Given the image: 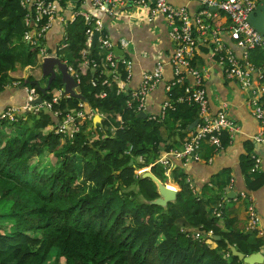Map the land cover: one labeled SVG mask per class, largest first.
<instances>
[{"label":"trees","instance_id":"16d2710c","mask_svg":"<svg viewBox=\"0 0 264 264\" xmlns=\"http://www.w3.org/2000/svg\"><path fill=\"white\" fill-rule=\"evenodd\" d=\"M27 13L35 15L28 0H0V93L16 81L11 74L17 72L20 53L26 57L23 67L37 64L36 53L22 41ZM220 16L227 19L224 13ZM89 27L82 17L67 24L66 47L57 56L78 76L88 104L81 102L84 110L100 114L101 126L87 120L73 140L52 130L43 133L66 114L81 111L74 98L60 100L48 113L26 112L20 106L13 121L0 120V264H60L61 259L64 264H243L232 256L231 247L245 256H264V238L242 232L226 212L230 180L195 195L181 166L171 171L174 184H168L162 168L154 165L161 152L188 140V127L197 119L195 106L179 102L184 88L166 94L170 105L163 115L138 118L136 104H127L131 92L125 89L124 59L116 58L114 68L105 67L100 43L87 49ZM248 62L262 72L264 51L251 50ZM23 71L20 82H31L28 69ZM61 87L58 75L43 100L51 102L52 91ZM53 111L60 117L54 119ZM220 139L225 148L228 135ZM204 151L210 154L212 149ZM49 154L56 157L55 167L44 162ZM148 167L177 189L176 200L166 207L148 203L158 197L155 184L138 174ZM253 167L252 156L242 159L246 193L264 186V174L252 172ZM220 202L216 217L213 209ZM215 236L220 239L213 240Z\"/></svg>","mask_w":264,"mask_h":264},{"label":"built area","instance_id":"2783aa9c","mask_svg":"<svg viewBox=\"0 0 264 264\" xmlns=\"http://www.w3.org/2000/svg\"><path fill=\"white\" fill-rule=\"evenodd\" d=\"M80 5L86 6V10L76 11L73 13V19L65 24L73 22L76 18L82 17L85 24L90 27L86 30L87 37V49L91 47L92 37L95 32L99 33L98 43H100V50L105 52L104 66L114 68L117 64L116 58L113 55V47L115 45L109 40L108 36L103 35L104 24L103 18L105 16H114L113 9L122 4L120 0H79ZM199 4L198 11L191 15L185 7H175L172 5L171 0H140L138 5L147 7L150 10L149 16L151 18L162 17L168 29L169 40L174 45V52L171 57V64L173 66L174 79L170 83V86L184 88L183 97L179 99V102L185 101L189 105H193L197 108L198 123L193 131L188 135V140L182 144L179 148H173L169 151L161 152L159 158L155 161L154 165L161 167L163 174L171 182V171L178 165L175 162H179L180 166H185L188 160L200 161L201 153L206 148H211L213 151H219L223 149L221 144V134L226 133L229 137L231 133L236 130L235 125L229 118L227 112V104H221L216 113H212L209 108V98L204 85L202 75L198 73L195 68L191 67V59L193 55H196L198 36L212 30L214 41L217 45L216 51L223 52L220 55L219 61L224 65V73L227 79L235 80L242 83L243 87L249 86V80L252 75H255L262 83L264 81V65L263 71L259 72L253 65L248 62V58L245 62L240 61L230 49H225V44L218 36V32L212 29L211 21L216 18L215 12L220 16V12L224 13L229 20L230 24V38L236 45L247 53L253 49L260 48L264 51V34L257 32L248 22L249 15L256 9L259 2L263 0H191ZM31 8H34V17L32 18L30 13H27L24 22L26 27H31V30L24 34V41H26L32 48V51L36 53L37 61L41 63L44 58L57 57V51H61L66 47V37L64 28V39L59 44L58 50L55 52H48L44 46L43 41L47 31L50 29L52 20L55 17L56 9L53 2H45L44 0H28ZM58 12V10H57ZM102 14V17L99 16ZM121 49L126 47V43L120 41ZM87 49L83 51V55L86 56ZM249 54V53H248ZM126 67V62L123 61ZM88 65L87 61L84 63ZM67 66V65H66ZM95 66V63L92 64ZM68 72L73 76L76 82H78V76L74 74L70 67ZM181 69H186L193 77V85L188 87L182 84L184 76ZM162 65L157 63L156 68L151 74L144 73L142 76L141 87L136 92L130 93V99L128 100V106L132 103L136 104L137 112H145L147 99L149 93L156 85L161 81L162 77ZM128 73V80H129ZM127 80V82H128ZM28 99L37 98L38 95L30 87H26ZM120 92L121 89H119ZM263 94L258 96V92H255L252 104L254 106L253 114L257 120L264 124V87L260 90ZM258 93V94H257ZM52 101L42 103L29 111L37 112L48 110L52 111V106L58 104L62 99L69 97L63 96L62 87L57 91L52 92ZM80 102V101H79ZM170 104L165 102L162 106L160 115H163L165 109ZM80 112L75 115L66 114L59 120V123L54 128L56 134H62L73 140L74 136L81 131V128L85 121L93 120V117L97 113H88L84 110L83 104L79 103ZM20 114V108L7 107L0 110V120L13 121L14 118ZM55 117H60L58 111H53ZM98 115V114H97ZM150 119L155 120V116H149ZM254 159V167L252 172H257L259 169L260 160L256 157ZM141 161V158L138 159ZM150 170L146 168L139 170L138 174ZM186 184L192 190L195 195H199L195 184L192 180L186 176ZM168 183V182H167ZM170 184V183H168ZM174 184V183H173ZM230 185H233V180H230ZM178 188V186H177ZM177 191V189H175ZM245 194H242L244 198ZM222 202L218 203L213 209V214L216 217L221 215ZM247 226L246 229L249 232H256L258 236L264 237V229L260 226V219L256 213L252 204L247 208ZM211 235V233H209ZM198 237L197 235L195 236ZM208 243H211L208 241ZM261 253V252H260ZM228 256V254L226 255Z\"/></svg>","mask_w":264,"mask_h":264},{"label":"crops","instance_id":"0c3cea01","mask_svg":"<svg viewBox=\"0 0 264 264\" xmlns=\"http://www.w3.org/2000/svg\"><path fill=\"white\" fill-rule=\"evenodd\" d=\"M120 1L122 4L113 9L114 16L103 18L104 34L108 36L113 45L119 48H121L120 41L126 43V47L122 49L130 76L125 86L126 90L138 91L141 87L143 74H151L157 63L162 65L161 81L149 93L145 108L147 117L156 116L161 112L162 106L166 102V94L175 88L170 86L174 79L171 64L174 45L169 40L168 29L162 17L151 18L149 8L137 4L140 0ZM79 2V0H53L56 14L44 39V44L49 52H54L63 41L65 24L73 19V13L86 10V6L80 5ZM171 3L175 7H185L191 15H194L199 9V4L191 0H171ZM215 15L216 18L211 21L212 29L218 32V36L226 46L225 49H230L240 61L245 62L249 52L247 53L231 40L230 24L227 19L219 16L217 12ZM99 16L102 17V14ZM197 38L194 68L204 80L209 98V108L212 113H216L221 104L226 103L229 118L236 130L229 135V144L225 148L219 151L212 150L210 154L203 151L200 161L188 160L187 164L181 167L186 176L195 184L198 194L204 195L207 190L214 188L215 183L233 180V185L228 186L230 188L228 193L233 192L235 195H233V199L226 200L227 214L230 218H235L238 221L242 232L251 233L247 231L246 226L247 208L249 204H252L259 216L260 226L264 229V186L256 192L246 193L241 171L242 159L252 156L260 160L258 172L264 174V128L263 124L254 116L251 107L254 93L258 92V96L263 94L260 90L264 85L255 75L251 76L248 87H243L239 81L227 79L224 65L219 61L223 52L216 51L217 45L212 30L200 34ZM17 44L22 43L19 41ZM115 58L119 57L115 56ZM25 60V53H20V63L16 66L17 72L11 74V77L14 79L23 77L25 71H21L28 67L30 68L29 72L32 73L34 69L32 66L23 67L21 64ZM181 71L184 76L182 84L188 87L192 86L194 80L191 74L186 69H181ZM262 101L264 102L263 99ZM27 102V94L20 86L9 85L0 93V110L10 106L24 107ZM98 115L102 121V116ZM250 148H252L251 152ZM174 164L180 166L179 162ZM242 194H245L246 197L243 198ZM257 237L261 236L257 235ZM209 244L215 247L214 243ZM262 251L264 253V247Z\"/></svg>","mask_w":264,"mask_h":264},{"label":"water","instance_id":"95a60500","mask_svg":"<svg viewBox=\"0 0 264 264\" xmlns=\"http://www.w3.org/2000/svg\"><path fill=\"white\" fill-rule=\"evenodd\" d=\"M248 22L257 32H259L262 35L264 34V0L261 1L257 5L256 9L249 15ZM98 38H99V33L95 32L92 37V43H91L92 48H94L95 45L97 44ZM113 55L121 59L125 58V53L121 48L117 46L113 47ZM41 73L42 76L47 80L46 86L40 87L37 81L29 82L30 85L36 86V88L38 89L41 95L40 97L29 102V105H31L32 107H36L42 103V99L50 90V85L52 81L56 79L58 73L62 84L63 96L77 99L78 101L85 104V106H87L88 108V104L81 94V88L78 86L73 76L68 72V68L66 64L62 63L57 58H44L41 63ZM44 112L48 113V111L46 110ZM137 117L140 119H146L147 115L145 114V112H139L137 114ZM92 123L94 127H96L97 125L101 126V118L99 117V115L97 114L94 115ZM197 123H198V119H196L188 127V131L189 132L193 131ZM132 164L133 162L131 161L129 165ZM141 177L143 179L151 180L155 184L157 189L158 197L154 201L148 202L149 204L157 205L160 207H166L168 203H172L176 200L177 191L170 189L168 187V184L162 183L150 172V170H146L142 172ZM233 195H235V193L233 192L228 193L226 196V200L233 199L234 198ZM219 239L220 238L218 236L213 237V240H219ZM230 251L232 256L237 257L239 261H241L243 264H264V256L260 252L254 253L249 256H245L244 254L236 251L234 247H231Z\"/></svg>","mask_w":264,"mask_h":264},{"label":"clouds","instance_id":"9594fccd","mask_svg":"<svg viewBox=\"0 0 264 264\" xmlns=\"http://www.w3.org/2000/svg\"><path fill=\"white\" fill-rule=\"evenodd\" d=\"M52 2H53V1H52ZM33 9H34V8H33ZM26 15H27V14H26ZM26 15H25V17H26ZM25 17H24V19H25ZM24 25H25V22H24ZM25 28H26L25 33H26L28 30H29V31L31 30V27L28 28V27L25 26ZM25 33H24V34H25ZM23 37H24V35H23ZM22 41H23L25 44H27V46L29 47V50L32 51L31 46H30L26 41H24L23 38H22ZM43 44H44V41H43ZM44 46H45V44H44ZM45 47H46V46H45ZM57 50H58V49L56 48L55 52H56ZM48 52H49V51H48ZM57 53H59V51H57ZM48 58H57V59H59L58 56H57V57H48ZM42 61H43V60H42ZM42 61H41V63H42ZM41 63L37 61V64L33 65L32 67H33L34 69L38 68L39 71H40V75L42 76V73H41ZM34 69H33V70H34ZM29 70H30V68H28V71H29ZM29 74H30V76H32V74H31L30 72H29ZM57 76H58V73H57ZM42 77H43V76H42ZM43 79L46 80V78H44V77H43ZM18 80H19L18 82H13L12 85L14 84V86H20V88L23 89L24 91H25V88H26L27 86L30 87V88H32L31 85L29 84L30 81H27L26 83H21V82H20L21 78H19ZM32 81H37V79H36V78H33ZM32 81H31V82H32ZM37 83H39V81H37ZM46 83H47V80H46ZM46 83H45L44 86H40L39 84H38V85H39L40 87H45V86H46ZM35 87H36V86H35ZM49 91H50V90H49ZM49 91H48V92H49ZM55 91H57V90H53L52 92H55ZM25 92H26V91H25ZM48 92H47V93H48ZM26 94H27V93H26ZM36 94L38 95V97L41 96V95H40V92H39V93H36ZM27 97H28V96H27ZM38 97H37V98H38ZM34 99H36V98H34ZM34 99H31V100L28 99V102L25 104L24 107H22L26 112H32V111H29V110H28V107H31V109H34V108H35V107H32L31 105H29V102L33 101ZM42 101H43V99H42ZM38 106H39V105H38ZM10 107H15V106H10ZM36 107H37V106H36ZM6 108H7V107H6ZM4 109H5V108H4ZM2 110H3V109H2ZM43 111H45V110H43ZM46 111H48V110H46ZM48 112H51V111H48ZM53 117H54V119L56 118L54 115H53ZM57 124H58V123H57ZM57 124H56V126H57ZM56 126H53V125H52V127H49V128H47V129H49V131H51V130L54 131V128H55Z\"/></svg>","mask_w":264,"mask_h":264},{"label":"rangeland","instance_id":"374dc122","mask_svg":"<svg viewBox=\"0 0 264 264\" xmlns=\"http://www.w3.org/2000/svg\"><path fill=\"white\" fill-rule=\"evenodd\" d=\"M31 74H32V78H35V76H36L37 81H39V85L40 86L45 85L46 80H44L43 77L40 75V71H39L38 68L34 69ZM15 80L19 81L18 79H15ZM251 107L254 110V106L251 105ZM48 132H49V129L45 130L43 133L46 134ZM36 162H37V160H35L33 163H36ZM44 162H45L47 167H55V165H57L56 157H54L52 154H49L47 159ZM42 168H44V167H42ZM44 169H46V168H44ZM262 238H264V237H262ZM60 262H61V264H64V260L63 259H61Z\"/></svg>","mask_w":264,"mask_h":264},{"label":"bare ground","instance_id":"6f19581e","mask_svg":"<svg viewBox=\"0 0 264 264\" xmlns=\"http://www.w3.org/2000/svg\"><path fill=\"white\" fill-rule=\"evenodd\" d=\"M170 188V187H169ZM170 189H173V188H170ZM173 190H175V189H173Z\"/></svg>","mask_w":264,"mask_h":264}]
</instances>
